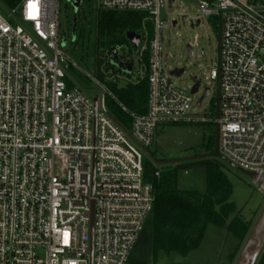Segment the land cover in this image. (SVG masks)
Masks as SVG:
<instances>
[{"label":"built area","instance_id":"obj_1","mask_svg":"<svg viewBox=\"0 0 264 264\" xmlns=\"http://www.w3.org/2000/svg\"><path fill=\"white\" fill-rule=\"evenodd\" d=\"M167 5L97 0L100 11L144 15L145 45L137 52L143 74L133 82L131 72L116 71L118 64L132 65V48L106 49L103 82L93 79L102 95L96 111L94 99L66 84L70 67L77 66L59 50V0H23L7 10L8 20L0 14V264H128L154 205L142 154L160 125L195 121L188 118L194 95L174 86L163 55L159 14ZM198 8L219 20L216 66L205 76L219 85L213 121L219 155L259 184L264 0H201ZM146 22L154 29L151 40ZM105 81L148 86L147 111L129 113L128 132L104 107L105 96L115 101Z\"/></svg>","mask_w":264,"mask_h":264},{"label":"rangeland","instance_id":"obj_2","mask_svg":"<svg viewBox=\"0 0 264 264\" xmlns=\"http://www.w3.org/2000/svg\"><path fill=\"white\" fill-rule=\"evenodd\" d=\"M200 1L173 0V3L170 6L167 5L159 14V21L162 24L163 55L168 56L167 71L169 73L175 69L184 71L180 77L173 79L174 86L189 94L194 81L198 82L199 89L192 98L193 105L188 113V118L195 121L160 125L154 133L153 145L148 148L147 154L144 152L142 154L143 162L151 163L162 175L174 171L179 190L204 193L207 185L208 161H215L218 170L228 180L231 191L230 199L241 211L243 218L249 222L250 228L245 240L239 242L223 230L210 226L205 232L201 245L186 257L176 255L166 257L162 253L154 257L151 252V240H149L151 220L148 217L143 232L131 252L128 264H235L249 232L264 207V193L259 191V184L241 175L227 163L213 158L216 130V124L213 121L216 118L218 105V85L205 80V76L211 68L216 66L219 20L214 16H202L198 8ZM96 10L97 0H83L79 8V19L76 20L70 0H59V50L77 66L76 68L70 67V73H67L68 88H78L88 100L101 101L100 89L94 86L93 81L96 78L93 62V47L96 42V30H94ZM0 14L7 20L10 15L1 4ZM197 18H200V24L191 28V22L195 23ZM74 20L75 35L72 31ZM76 22L78 23L77 31ZM172 22L176 23L175 26H172ZM10 23L12 26L19 24L14 20ZM150 24L152 26V23ZM151 29L152 31L147 29L150 40L154 37L153 26ZM140 33L142 30L137 34L139 36L137 44L131 47L130 79L132 82L143 74V67L139 63L137 53L145 45L144 40L140 38ZM126 35L127 33L115 36L119 45L114 48L122 53L127 51L123 44V40L127 38ZM110 40L111 38L107 37L99 40L100 59L106 51V43ZM189 44H194L193 57L190 59L187 58L185 47ZM100 66L101 61L98 66L101 72ZM115 84L119 88L127 85L122 81ZM205 89L210 90L209 95L203 98L201 106L198 107L197 102L203 97ZM260 254H264V247Z\"/></svg>","mask_w":264,"mask_h":264},{"label":"trees","instance_id":"obj_3","mask_svg":"<svg viewBox=\"0 0 264 264\" xmlns=\"http://www.w3.org/2000/svg\"><path fill=\"white\" fill-rule=\"evenodd\" d=\"M22 1L0 0V4L10 11L19 7ZM96 11L94 22L96 42L93 47V62L96 78L103 82V77L98 70L100 62L99 40L101 38L106 39V37L111 38L105 45L106 49H110L119 45L115 39L117 34L127 32L139 34L142 30L144 15L130 12L100 11L98 9ZM145 25L149 31H152L149 22H146ZM77 28L78 23L76 24V31ZM123 44L131 52L132 44L127 38L123 40ZM147 61L148 52H145L144 66L147 65ZM116 71L123 73L118 68ZM127 76H129L128 73ZM66 84L69 86L68 82ZM105 86L112 92L115 101L105 96L104 107L125 131H130L131 118L129 113L144 115L147 111V84L145 81H141L136 85L127 84L124 88H119L115 83L107 82ZM121 106L125 108L126 112L122 110ZM147 150L145 151L146 154ZM208 163L207 185L204 193L181 191L177 187L174 171L162 175L151 163H144V180L153 187L154 205L149 215L151 220L149 240H151V252L154 257L158 253H162L166 257L171 255L186 257L201 245L205 232L210 226L223 230L239 242L245 240L250 224L246 218H243L241 211L230 199L231 191L228 180L218 170L216 162L208 161ZM155 172L159 173L158 177L154 176ZM256 264H264V254L259 255Z\"/></svg>","mask_w":264,"mask_h":264},{"label":"water","instance_id":"obj_4","mask_svg":"<svg viewBox=\"0 0 264 264\" xmlns=\"http://www.w3.org/2000/svg\"><path fill=\"white\" fill-rule=\"evenodd\" d=\"M82 0H72V7L74 9H78L80 6ZM168 1V6L172 4L173 0H167ZM183 19H185L183 17ZM175 22H172V26H175ZM199 25V21H196L194 24H190V27L192 28L193 26L197 27ZM73 35H75V20L73 22ZM127 40L132 44H137L139 40V36L133 32H127ZM74 39V38H73ZM186 47V52H187V58L190 59L192 58V49L189 45L185 46ZM203 55V54H202ZM118 69L124 71L125 73H130L132 68L130 64H118L116 66ZM184 71L182 69H175L174 71L171 72V74L175 75L176 78L180 77ZM198 92V85L194 81L193 86L190 90L191 95H195ZM209 95V90L205 89L203 97L197 102V106L201 105V101L203 98L207 97ZM218 96H219V85H218V93H217V104H218ZM96 99L93 100V105L95 107V111L97 109L96 107ZM219 104L217 105V112H216V118L219 116ZM95 131V129H94ZM217 136H218V127H216L215 130V153L213 155V158L219 159L225 163H227L231 168L239 172L241 175L248 177L249 179L254 180L255 175L246 171H243L233 165L230 161H227L225 158L223 159L218 152V142H217ZM259 191L264 193V177L263 180L259 183ZM258 220L252 227L251 231L248 234V238L245 242V245L242 249V251L239 254V258L237 259L235 264H256L259 255L264 247V207L262 211L260 212L258 216Z\"/></svg>","mask_w":264,"mask_h":264},{"label":"flooded vegetation","instance_id":"obj_5","mask_svg":"<svg viewBox=\"0 0 264 264\" xmlns=\"http://www.w3.org/2000/svg\"><path fill=\"white\" fill-rule=\"evenodd\" d=\"M71 1H72V0H70V2H71ZM82 3H83V0L81 1L80 6L82 5ZM80 6L78 7V9H74L75 16H76V20H77V18L79 17V14H80V11H79ZM202 54H203V53H202ZM202 56H203V55H202ZM192 57H193V50H192ZM217 93H218V88H217Z\"/></svg>","mask_w":264,"mask_h":264}]
</instances>
